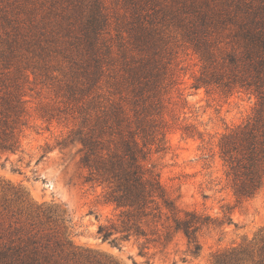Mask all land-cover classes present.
<instances>
[{
	"label": "rangeland",
	"instance_id": "1",
	"mask_svg": "<svg viewBox=\"0 0 264 264\" xmlns=\"http://www.w3.org/2000/svg\"><path fill=\"white\" fill-rule=\"evenodd\" d=\"M100 1L108 20L101 37L116 64L122 54L146 56L131 44L135 17L128 0ZM94 2L0 0V95L18 86L26 101L14 123L18 152H0V253L36 241L44 264H264V188L254 197L236 198L219 149L222 136L253 115L258 99L217 86L197 89L204 62L180 30L168 24L157 27L160 59L167 67L159 117L167 127V150L154 151L151 163L181 208L221 220L231 216L233 223L203 229L198 255L182 234L170 243L152 241L143 254L139 244L144 239L117 247L98 236L99 226L114 222L118 211L105 202L103 186L85 183L80 147L58 146L77 124L66 86L71 59L83 57L73 44ZM183 2L161 0L158 9L169 12ZM152 14L146 9L145 19ZM28 40L36 43L29 50ZM212 41L221 62L230 50L227 35ZM29 60L48 67V78L25 70Z\"/></svg>",
	"mask_w": 264,
	"mask_h": 264
},
{
	"label": "trees",
	"instance_id": "2",
	"mask_svg": "<svg viewBox=\"0 0 264 264\" xmlns=\"http://www.w3.org/2000/svg\"><path fill=\"white\" fill-rule=\"evenodd\" d=\"M127 2L135 17L131 44L146 56L127 58L122 54L116 64L101 37L108 20L101 1L95 0L73 44L83 57L71 59L66 86L77 124L58 146L80 147L79 167L87 172L85 183L103 186L105 202L118 211L114 222L99 226L97 233L103 241L118 247L132 239H144L139 244L143 254L152 241L170 243L182 234L192 253L198 255L199 233L212 226L230 225L233 220L231 216L221 220L181 208L151 163L154 151L167 150V127L159 119L167 67L160 59L157 27H176L201 56L204 67L195 82L197 89L217 86L257 97L253 115L225 133L219 143L235 197H254L264 188V0H184L181 8L169 12L158 9L161 0ZM149 8L153 16L145 19ZM223 32L230 50L219 62L214 53L217 42L212 39ZM35 44V40H28L27 49ZM1 57L6 65V54ZM24 69L36 76H49L48 67L32 60ZM24 96L18 86L0 95V152L19 150L14 123L24 113ZM151 236L156 239L151 240ZM31 245L6 247L0 259L6 257V264H44L38 243L32 241Z\"/></svg>",
	"mask_w": 264,
	"mask_h": 264
}]
</instances>
